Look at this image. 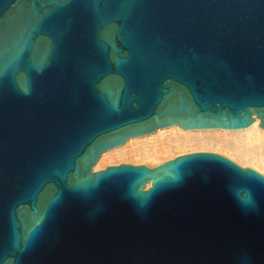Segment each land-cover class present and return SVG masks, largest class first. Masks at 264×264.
Masks as SVG:
<instances>
[{"label": "water", "instance_id": "1", "mask_svg": "<svg viewBox=\"0 0 264 264\" xmlns=\"http://www.w3.org/2000/svg\"><path fill=\"white\" fill-rule=\"evenodd\" d=\"M254 115L264 0H0V264H264L259 170L194 152L93 171L160 127Z\"/></svg>", "mask_w": 264, "mask_h": 264}, {"label": "bare ground", "instance_id": "2", "mask_svg": "<svg viewBox=\"0 0 264 264\" xmlns=\"http://www.w3.org/2000/svg\"><path fill=\"white\" fill-rule=\"evenodd\" d=\"M194 152H221L242 167L264 174V128L254 115L253 125L240 129L223 127L187 129L181 125L160 127L101 154L93 171L121 163L157 167ZM152 182L145 185L148 189Z\"/></svg>", "mask_w": 264, "mask_h": 264}]
</instances>
